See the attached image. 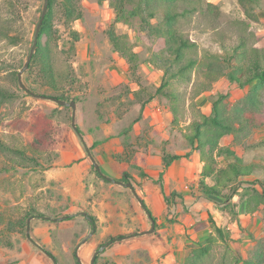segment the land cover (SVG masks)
I'll list each match as a JSON object with an SVG mask.
<instances>
[{
    "label": "rangeland",
    "instance_id": "1",
    "mask_svg": "<svg viewBox=\"0 0 264 264\" xmlns=\"http://www.w3.org/2000/svg\"><path fill=\"white\" fill-rule=\"evenodd\" d=\"M44 1L0 0L8 33L6 38H0V87L13 94L0 97V138L8 145L27 148L28 156H36L33 161L15 154L18 162H13L12 153L0 146V264H55L31 239L52 251L58 264H78L75 252L81 264H91L103 244L107 246L99 252L96 264H181L182 256L211 231L213 222L229 229L234 239L232 246L251 256L264 241L262 210L248 223H238L239 214L233 213L227 202L196 195L199 169L194 170L193 165L187 188L171 177L162 178L169 194L182 195H171L167 201L162 194L157 181L160 171L168 168L164 167L163 155L189 157L191 151L188 155V141L171 123L170 100L156 93L163 72L148 61L147 44L138 33L140 18L130 24L115 23L111 0H78L82 16L68 21L61 0H57L52 28L41 40L50 42L59 75L54 84L50 83L42 61L32 59L21 79L38 95L21 87L18 73L28 59ZM205 1L221 6L216 26L198 17L184 29L204 48L220 51L217 30L223 34L229 20L245 18L244 10L238 0ZM256 9L260 18L251 22L250 30L262 38L259 45H264V0ZM113 28L127 34L141 55L142 63L135 70L114 50L109 37ZM178 89L184 125L200 113L211 112L212 95L224 92L229 102L236 103L247 92L227 77L213 82L212 90L194 98V81L180 84ZM57 94L76 101L75 126L82 131L84 140L73 126V108L48 97ZM131 124L132 129L125 131ZM41 131L45 134L39 154L32 150L31 142ZM262 141L264 127L255 129L244 140L255 147L232 144L245 153L247 163L260 166L249 178L261 180L264 185V146L259 145ZM115 155L120 163H129L133 176L130 182L120 180ZM144 158L146 163L142 162ZM164 171L168 174L169 170ZM142 172L154 173L156 179ZM151 195L153 199H147ZM232 202L236 203L235 210L241 211L238 194ZM28 213L33 215L23 226L19 220ZM72 214L77 215L60 219ZM222 250L223 245H218L215 257L207 264H220Z\"/></svg>",
    "mask_w": 264,
    "mask_h": 264
},
{
    "label": "trees",
    "instance_id": "2",
    "mask_svg": "<svg viewBox=\"0 0 264 264\" xmlns=\"http://www.w3.org/2000/svg\"><path fill=\"white\" fill-rule=\"evenodd\" d=\"M56 1L50 0L49 2L48 13L33 56L35 61H42V69L52 84L56 82L59 71L50 42L47 40L42 43L41 39L52 28ZM260 1L238 0L244 10L245 18L229 20L223 34L217 30L216 34H220V37H217L220 51L204 48L184 29L185 24L194 23L198 17L207 19L210 25L215 27V22L222 15L219 4L205 0H111L110 4L114 9L115 23L130 24L134 18L141 19L142 24L138 33L147 44L148 61L154 68L163 72L156 93L170 100L173 127L181 132L188 141L190 150L197 152L203 162L198 179V196L220 198L228 203L233 213L238 215L240 211L235 210L236 203L232 202L234 196L238 194L241 202L240 210L247 215L262 210L264 220V185L261 180L249 178L260 166L247 163L231 145L221 143L225 136L232 135L233 142L236 144L253 148L255 144L246 145L244 140L248 139L255 129L264 127V45H259L262 38L250 30L251 22L259 21L260 17L256 7ZM61 4L68 21L82 16L78 0H61ZM225 33L226 36H224ZM7 36L6 20L0 13V38L4 39ZM109 37L114 50L125 59L130 69L135 70L142 63V57L134 49L135 45L130 42L128 35L119 34L113 28L109 30ZM223 77H227L230 83L237 87L247 89L246 94L236 103L227 100V93L219 92L212 95L210 113H200L199 117L192 118L185 125L182 124V96L178 89L180 84L194 81V98L212 90L213 82ZM12 95L9 90L0 87V97L8 98ZM48 97L51 98V96ZM53 97L67 100L64 94H57ZM145 103L141 105L139 118L142 116ZM132 127L131 124L125 131ZM75 130L82 137V131L78 126H75ZM44 134L42 131L39 132L37 138L31 142L32 150L39 154L41 152L39 146ZM82 140H84L83 137ZM259 145L264 146V141ZM0 146L12 153L13 162H18L15 154L33 161L36 159V156H28L27 148L17 144L8 145L3 138H0ZM181 157L180 154H164L165 168ZM115 158L121 162L118 156L115 155ZM96 171L102 175L98 168ZM142 174L153 179L145 172ZM163 176L164 170L161 171L157 182H160L161 190L168 201L171 195H177L178 192L170 194L165 192L162 183ZM132 178L130 170L123 168L120 180L130 182ZM209 179L213 183H209ZM259 182L261 184L257 185ZM138 198L150 213L144 200L140 196ZM32 215L28 213L19 220V223L27 226ZM76 215H68L66 218ZM87 215L95 221L94 216L89 213ZM150 217L155 220L153 215ZM31 240L47 255L54 257L55 264H58L57 257L52 251L40 245L36 240ZM232 241H234L232 232L213 222L211 231L196 241L190 251L182 256L180 262L181 264H207L208 260L215 257L217 246L223 245L220 264H264V241L251 256H245L239 248L233 247ZM75 257L77 263L81 264L77 252H75Z\"/></svg>",
    "mask_w": 264,
    "mask_h": 264
},
{
    "label": "crops",
    "instance_id": "3",
    "mask_svg": "<svg viewBox=\"0 0 264 264\" xmlns=\"http://www.w3.org/2000/svg\"><path fill=\"white\" fill-rule=\"evenodd\" d=\"M225 137H227L226 139L227 140H225ZM223 139H222V141H221V143L222 144H224V145H231L232 146V148L234 149V150H236L237 151V153L239 154V155H241V156H243L244 157V152H240L239 150H237L235 147H234V145L232 144L233 143V136L232 135H227V136H225ZM191 148L189 147V150L187 151V152H190L191 151V153H190V156L189 157H184V156H182L181 158H179V159H177V160H175L170 166H168V168H166V169H162L161 171H163V170H169L168 171V174H167V172L165 173V171H164V176L166 175L167 177H171L174 181H177V182H179L180 183V186L181 187H184V188H187V185H186V183H187V181H189L191 178H190V171H191V167H192V165L194 166V170H196L197 168L199 169L198 170V172H199V174H198V179H199V177H200V173H201V171H202V167H203V162L200 160V156H199V154L197 153V152H195V151H192V150H190ZM244 159H245V157H244ZM142 162H144V163H146V159L144 158V161L142 160ZM143 163V164H144ZM118 165H119V170H120V173H121V171H122V169L123 168H128L129 169V163H126V162H123V163H118ZM165 167V166H164ZM161 171H160V173H161ZM159 173V174H160ZM154 175V173H151V174H149V176H151L152 178H155L156 179V177H154L153 176ZM163 176V177H164ZM198 179L196 180V185L198 184ZM192 181H195V180H192ZM209 183H213L210 179H209ZM164 184V183H163ZM164 190H165V192L167 193V194H169L167 191H166V187H165V184H164ZM183 194H184V196H186V195H188V194H186L185 193V191H181ZM180 193V192H179ZM198 193H199V191H198ZM198 193H196V195H198ZM162 194H163V192H162ZM164 195V194H163ZM155 196H158V195H155ZM164 198H165V196H164ZM186 198V197H185ZM147 199H149V200H152L153 199V196L151 195V196H148V198ZM146 202H147V200H146ZM198 204V203H197ZM201 205H202V203H200ZM211 204V203H210ZM212 205V204H211ZM242 212V213H241ZM205 213H208V212H205ZM240 213L241 214H239V218L241 219V220H239L238 221V223L241 221L242 223H248L249 221H250V219L251 218H253V215H256L258 212H256V213H254V214H249V215H247V214H245L243 211H240ZM203 218H206V214H205V216H203ZM244 221V222H243ZM193 224V223H192ZM147 231V230H146ZM155 233H153V234H150V235H154ZM233 235V234H232ZM193 237H195V236H193Z\"/></svg>",
    "mask_w": 264,
    "mask_h": 264
},
{
    "label": "water",
    "instance_id": "4",
    "mask_svg": "<svg viewBox=\"0 0 264 264\" xmlns=\"http://www.w3.org/2000/svg\"><path fill=\"white\" fill-rule=\"evenodd\" d=\"M49 2L50 0H45L44 1V6H43V10H42V13H41V16L39 18V21H38V24H37V27H36V30H35V34H34V39H33V44H32V47H31V50H30V53H29V56H28V59L25 63V65L23 66V68L19 71L18 73V77H19V83L21 85L22 88H24L25 90L31 92V94L33 95H38V94H35L34 92L30 91L22 82V74L23 72L30 66V63L33 59V56H34V53L37 49V46H38V42H39V35H40V31H41V28H42V25H43V22H44V19L46 18V15L48 13V9H49ZM53 100H55L56 102H58L59 104L61 105H64V106H71L74 110L73 112V126H75V110H76V107H77V103L75 100H71V101H67V100H62V99H58V98H55V97H51ZM95 166L97 168H99L98 164L93 161ZM127 186L131 187L133 189V185L131 183H127L126 184ZM67 216H62L60 219H65ZM92 221V220H91ZM93 222V221H92ZM28 232H29V225H28V228H27ZM150 231H154V226L150 229ZM94 232V230H93ZM93 232H91L86 238H84L83 242H85L89 236H91L93 234ZM107 246V244H103L93 255L92 257V260H91V264H96V260H97V256L99 254V252L101 250H103L105 247ZM52 260L55 261V258L54 257H51Z\"/></svg>",
    "mask_w": 264,
    "mask_h": 264
}]
</instances>
